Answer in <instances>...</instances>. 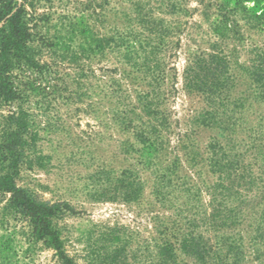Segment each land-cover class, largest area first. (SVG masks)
<instances>
[{"label":"trees","instance_id":"1","mask_svg":"<svg viewBox=\"0 0 264 264\" xmlns=\"http://www.w3.org/2000/svg\"><path fill=\"white\" fill-rule=\"evenodd\" d=\"M38 1L0 0V192L9 195L2 213L26 222L18 234L27 246L14 264H32L38 243L59 264H79L78 255L82 264H264V0H198L204 23L192 28L201 43L187 57L183 81L201 103L192 125L212 134L203 149L191 134L180 136L183 160L168 157L164 106L168 60L189 24V0H87L90 12L62 17V43L55 35L34 38L42 18L30 10ZM45 47L52 63L74 65V76H65L78 88L42 60ZM94 61L109 66L97 76ZM87 77L94 84L83 83ZM74 97L92 110L93 101L106 105L98 116L108 115L123 135L121 148L151 174L150 193L170 213L154 217L147 237L122 225L98 227L84 252L71 256L58 221L72 208L38 198L18 178L39 137L34 107L48 117L53 102ZM139 168L120 169L112 194L98 199L140 202L149 180Z\"/></svg>","mask_w":264,"mask_h":264},{"label":"rangeland","instance_id":"2","mask_svg":"<svg viewBox=\"0 0 264 264\" xmlns=\"http://www.w3.org/2000/svg\"><path fill=\"white\" fill-rule=\"evenodd\" d=\"M86 3L87 0L36 2L34 10H30V13L42 19L37 22V27L32 26L34 38L55 35L62 43L67 36L68 22V18L62 17L85 11ZM188 3L191 6V14L186 17L189 24L183 28L180 44L171 52L168 60L171 78L168 80V100L164 106L171 124L168 131L170 138L168 157L171 159L179 156L181 160L184 159V154L178 148L180 136L185 133L191 134L196 146L203 149L212 134L207 128L192 125L191 118L195 110L200 108L201 103L184 89L183 71L187 57L201 43H198L197 32L192 28V23H204L200 12L203 5H200L198 0H189ZM85 12H90V9L88 11L86 9ZM92 25L96 30H100L98 22ZM42 54V60L52 64L59 78L63 77L70 88H78L72 77L65 76L66 73L74 76V65L67 61L52 63L50 50L47 47ZM244 56L242 54L243 58ZM82 62L86 64L88 61L82 60ZM105 66H109V63L96 61L92 63L97 76L103 73L100 69ZM94 81L93 77L82 78V82L87 85L94 84ZM57 82L60 85L61 81ZM64 95L69 96L67 91ZM89 102L86 98L80 100L75 97L66 103L59 104V101H55L52 103L55 104L54 107L48 110V117L41 116V110L39 113L38 108L34 107L37 112L35 118L39 126V137L36 145L29 148L30 158L23 164L18 178V184L29 186L38 198L50 202L62 201L72 208L58 221L63 236L69 238L66 249L71 256L76 255V252L78 254L84 252L88 243L87 236L98 227L122 225L137 230L142 237H147L154 232V217H165L170 213L169 210L163 209L150 193L151 174L141 170L136 160L126 155L121 148L120 139L123 135L116 132L109 123L108 115L106 118L103 117L105 119L98 116L99 109L104 110L106 105L93 101L92 110L88 105ZM7 109L9 108H4L2 112L5 113ZM124 168H139L141 175L149 180L140 202L98 199L107 198L112 194L110 188L116 183L115 177L119 170ZM185 170L186 168L183 167L181 172ZM8 197V194L0 192V264H14L23 248L27 246L22 236L18 234L19 230L26 227L25 220L2 213V207ZM32 254L34 260H29L32 264H59L53 249L42 243H38L33 248ZM79 256L76 260L82 264Z\"/></svg>","mask_w":264,"mask_h":264}]
</instances>
